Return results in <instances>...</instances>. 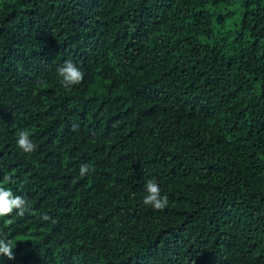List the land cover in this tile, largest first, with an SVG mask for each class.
<instances>
[{
  "label": "trees",
  "instance_id": "1",
  "mask_svg": "<svg viewBox=\"0 0 264 264\" xmlns=\"http://www.w3.org/2000/svg\"><path fill=\"white\" fill-rule=\"evenodd\" d=\"M0 186V264H264V0H0Z\"/></svg>",
  "mask_w": 264,
  "mask_h": 264
},
{
  "label": "clouds",
  "instance_id": "2",
  "mask_svg": "<svg viewBox=\"0 0 264 264\" xmlns=\"http://www.w3.org/2000/svg\"><path fill=\"white\" fill-rule=\"evenodd\" d=\"M58 75L61 77V84L65 88H69L79 84L84 76V73L72 61H65L57 69ZM75 130V129H74ZM17 145L25 153L35 152L37 146L32 142L27 130L21 131L18 134ZM90 171V165L81 164L79 167L80 176H85ZM5 181L11 182V177L5 176ZM146 195L143 198V204L150 206L154 210L163 211L168 206V197L160 195L159 185L154 179H148L145 183ZM16 211L18 215L24 216L27 211V200L21 196L14 194L11 190L0 186V217L11 216ZM43 219H51L46 214ZM55 222V221H53ZM0 256L6 257L8 260H14L13 244L11 240L0 239Z\"/></svg>",
  "mask_w": 264,
  "mask_h": 264
}]
</instances>
